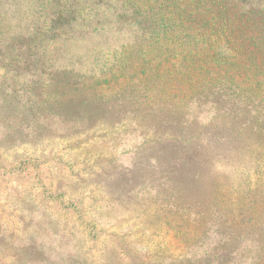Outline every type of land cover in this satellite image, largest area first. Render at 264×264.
Segmentation results:
<instances>
[{
	"label": "rangeland",
	"instance_id": "obj_1",
	"mask_svg": "<svg viewBox=\"0 0 264 264\" xmlns=\"http://www.w3.org/2000/svg\"><path fill=\"white\" fill-rule=\"evenodd\" d=\"M260 3L258 9L264 11ZM15 23L8 14L0 29ZM130 37V31L111 30L43 39V47L30 52L35 64L17 71L0 69V264H211L210 252L222 247L224 238L214 222L179 240L157 210L165 196H154L155 185L164 178L170 191L183 199L195 193L202 205L201 189L226 168L214 170L199 162L203 154L174 175L170 165L160 166L163 152L156 141L162 129L148 143L150 134L88 129L83 118H72L84 98L100 92L95 81L105 65L119 61V48ZM23 42L32 43L28 37ZM15 53L2 58L8 61ZM179 110L165 133H176L192 146L198 137L206 144L226 135L227 126L236 122L210 105ZM192 173L205 175L201 187ZM258 190L245 201L263 195L264 202V188L258 185ZM252 212L258 213L257 224L244 227L236 219L234 228L242 236H234L230 245L247 248L243 253L239 249L228 264H258L254 244L247 239L264 237V205L255 204L245 213Z\"/></svg>",
	"mask_w": 264,
	"mask_h": 264
},
{
	"label": "trees",
	"instance_id": "obj_2",
	"mask_svg": "<svg viewBox=\"0 0 264 264\" xmlns=\"http://www.w3.org/2000/svg\"><path fill=\"white\" fill-rule=\"evenodd\" d=\"M258 3L264 6V0H0V25L8 14L16 21L0 29V69L17 71L35 64L30 52L43 47V39L130 31V41L119 48V61L105 65L95 81L100 92L84 98L72 118H83L88 129L150 134L148 143L162 129L156 141L164 153L160 166L170 165L174 175L203 154L199 162L214 170L226 168L205 191L201 189L202 205L195 193L183 199L170 191L172 185L164 178L155 185L159 189L154 197L165 196L157 210L179 240L214 222L224 241L210 252L209 260L228 264L239 249L243 253L247 248L241 243L230 245L234 236H242L234 228L236 219L244 227L257 224L258 213L245 212L255 204L264 205L263 195L252 206L245 201L261 193L258 185L264 188V11ZM24 37L31 45L26 46ZM14 52L10 60L2 58ZM70 83L76 85L74 80ZM193 104L213 106L235 125L206 144L198 137L194 146L176 133L167 136L173 114ZM204 177L191 175L199 181L198 188ZM213 182L220 185L212 186ZM247 240L254 244L255 263H264V237Z\"/></svg>",
	"mask_w": 264,
	"mask_h": 264
}]
</instances>
